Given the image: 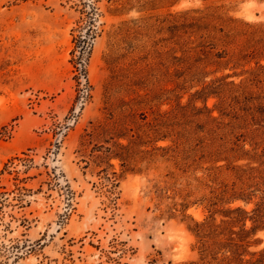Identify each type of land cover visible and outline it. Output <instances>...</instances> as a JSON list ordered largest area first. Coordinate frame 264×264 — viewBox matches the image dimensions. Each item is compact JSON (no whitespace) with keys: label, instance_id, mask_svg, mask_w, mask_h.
Wrapping results in <instances>:
<instances>
[{"label":"rangeland","instance_id":"1","mask_svg":"<svg viewBox=\"0 0 264 264\" xmlns=\"http://www.w3.org/2000/svg\"><path fill=\"white\" fill-rule=\"evenodd\" d=\"M263 50L264 0H0V264H217L252 128L204 89L258 95Z\"/></svg>","mask_w":264,"mask_h":264},{"label":"trees","instance_id":"2","mask_svg":"<svg viewBox=\"0 0 264 264\" xmlns=\"http://www.w3.org/2000/svg\"><path fill=\"white\" fill-rule=\"evenodd\" d=\"M228 86L221 80L209 91L205 88L206 98L215 93L221 96L217 108L222 115H231L233 129L252 128V132L239 135L233 142L236 146L233 151L248 159V163L234 168L235 177L242 184L240 190L232 189L225 195L230 194L231 203L242 201L247 205L255 202V207L251 212L241 206L228 209L224 212V220L217 223L211 216L202 223H196L192 231L199 240L203 263L211 260L208 263L264 264V252H248L251 236L264 230V88L256 95L247 92L248 85L233 86L227 90ZM243 138L249 139L250 150L240 145ZM247 221L252 223L250 228L246 226ZM248 255L252 258L245 259Z\"/></svg>","mask_w":264,"mask_h":264}]
</instances>
